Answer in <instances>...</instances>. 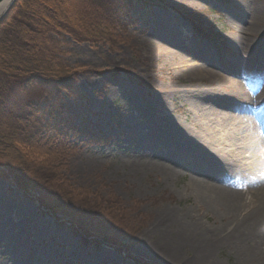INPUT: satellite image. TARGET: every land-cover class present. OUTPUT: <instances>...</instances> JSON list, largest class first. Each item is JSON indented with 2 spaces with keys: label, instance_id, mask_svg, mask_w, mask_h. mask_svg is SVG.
Segmentation results:
<instances>
[{
  "label": "rangeland",
  "instance_id": "obj_1",
  "mask_svg": "<svg viewBox=\"0 0 264 264\" xmlns=\"http://www.w3.org/2000/svg\"><path fill=\"white\" fill-rule=\"evenodd\" d=\"M144 2L146 12L129 9L128 14L134 16V20L128 23L125 14L123 21L127 23L113 30L106 42H77L65 34L56 35L62 62L78 67L74 84L80 97L67 99L70 110L61 120L63 125L73 126L75 130H69L63 138L57 137V129L63 128L56 129L53 122L47 128H35L34 133L38 134L35 138H27L16 149L3 152L5 161L13 165L19 157L39 165H52L63 189H69L73 199L88 196L96 202L92 205L104 209L113 205L115 225L107 232L88 216L89 238H96V242L84 243V234L79 230L57 220L56 214L44 210L34 196L25 195L8 180L0 178V236H8L14 246L21 249L18 255L2 257L0 264H241L239 255L226 246L200 252V247L194 248L190 243L186 246L181 240L175 258L163 256L164 245L168 242L171 245L175 236L169 235L168 229L160 228L157 222L164 210L172 208L177 212L184 208L209 230L228 222L204 205L199 211L191 206L192 198L185 193L183 185L192 175L198 180L202 176L196 173L192 160L176 157L173 143L153 141L141 154L151 156L152 165L157 168L163 154L175 156V180H164L161 174L154 173L142 181L125 179L123 169L116 163H122L128 158L126 155L131 156L126 148L141 142L143 133L150 130L147 109L142 111L139 107L142 101L152 97V85H160L169 75L161 57L144 56L151 40L167 37L176 41L185 65L200 60L197 47H208L216 68L221 71L219 75L226 78L234 65L239 66V51L232 39L238 40L237 29L246 25L240 11L245 4L250 10L255 5L264 6V0ZM10 11L9 20L13 22ZM191 20L203 30L195 31ZM165 24L167 28L163 27ZM252 38L264 42V24ZM254 65L264 72V62ZM193 78V84L201 83L199 78ZM34 88L29 97L38 100L40 106L46 96L40 94L38 87ZM184 107L177 108L175 115L183 117ZM32 111L33 117L36 116V110ZM160 144L165 149L157 156L154 150ZM91 157H95V165L91 169L86 167L84 172L79 170L80 161L88 162ZM217 177L223 182L221 173ZM1 201H5L4 208ZM20 203H25L29 209L20 211ZM102 236L111 241L100 242ZM122 247L127 248L128 254Z\"/></svg>",
  "mask_w": 264,
  "mask_h": 264
},
{
  "label": "bare ground",
  "instance_id": "obj_2",
  "mask_svg": "<svg viewBox=\"0 0 264 264\" xmlns=\"http://www.w3.org/2000/svg\"><path fill=\"white\" fill-rule=\"evenodd\" d=\"M240 14H244L246 25L237 29L238 40L232 39L239 51V66L234 65L226 78L219 75L208 47H197L200 60L187 65L180 58L178 43L167 37L151 40L144 52V56L161 57L169 75L160 85H152V97L139 107L147 109L150 130L143 133L141 142L126 148L131 156L126 155L128 158L116 166L123 169L125 179L133 181L153 173L175 180L176 157L192 160L202 178L192 175L183 185L192 198L191 206L199 211L204 205L221 220H228L224 226L209 230L184 208L164 210L157 222L175 236L171 245H164L163 256L175 258L181 240L186 246L200 247V252L226 246L239 255L241 264H264V72L254 65L264 62V42L252 38L264 24V6L255 5L250 10L245 4ZM163 27L167 28L166 24ZM193 77L201 83L193 84ZM181 107L183 117L176 116L175 110ZM153 141L173 143L178 155L163 154L157 168L151 156L141 154ZM163 149L160 144L154 151L159 156ZM95 163V157L88 162L81 160L79 170L91 169ZM219 173L223 182L217 177ZM18 209L29 208L20 203ZM20 253L8 236H0V259Z\"/></svg>",
  "mask_w": 264,
  "mask_h": 264
},
{
  "label": "trees",
  "instance_id": "obj_3",
  "mask_svg": "<svg viewBox=\"0 0 264 264\" xmlns=\"http://www.w3.org/2000/svg\"><path fill=\"white\" fill-rule=\"evenodd\" d=\"M144 1L17 0L10 11L13 22L9 20L10 13L0 21V178L25 195L34 196L44 210L56 214L57 220L79 230L84 234V243L96 239L89 238L88 216L108 232L115 225L114 206L97 207L88 196L73 199L69 189H63L52 165H39L19 156L20 160L13 165L5 161L3 152L16 149L27 138H35L38 135L35 128H47L53 122L56 129L63 128L57 129V137L63 138L69 130H75L73 126L63 125L61 120L70 110L67 99L80 97L74 84L78 67L62 62L56 35L65 34L77 42H106L113 30L127 23L123 21L125 14L128 23L134 20L128 14L129 9L146 12ZM196 23L191 20L193 29L203 30ZM34 87L46 96L40 106L38 100L29 97ZM32 110L37 112L34 117ZM99 241L107 243L111 239L102 236ZM122 249L128 252L126 247ZM130 258L140 261L137 257Z\"/></svg>",
  "mask_w": 264,
  "mask_h": 264
},
{
  "label": "water",
  "instance_id": "obj_4",
  "mask_svg": "<svg viewBox=\"0 0 264 264\" xmlns=\"http://www.w3.org/2000/svg\"><path fill=\"white\" fill-rule=\"evenodd\" d=\"M16 1L17 0H0V21H2V19L7 15V13L13 7ZM126 254H128V252H126Z\"/></svg>",
  "mask_w": 264,
  "mask_h": 264
}]
</instances>
